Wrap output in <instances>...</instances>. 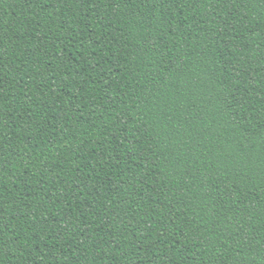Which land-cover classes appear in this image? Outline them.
I'll use <instances>...</instances> for the list:
<instances>
[{"label": "trees", "instance_id": "trees-1", "mask_svg": "<svg viewBox=\"0 0 264 264\" xmlns=\"http://www.w3.org/2000/svg\"><path fill=\"white\" fill-rule=\"evenodd\" d=\"M0 264H264V0H0Z\"/></svg>", "mask_w": 264, "mask_h": 264}]
</instances>
